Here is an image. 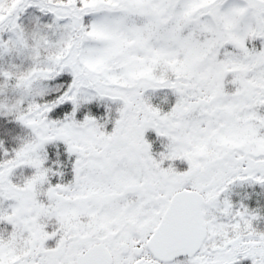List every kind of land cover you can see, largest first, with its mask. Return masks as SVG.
<instances>
[{"label": "snow or ice", "instance_id": "obj_1", "mask_svg": "<svg viewBox=\"0 0 264 264\" xmlns=\"http://www.w3.org/2000/svg\"><path fill=\"white\" fill-rule=\"evenodd\" d=\"M0 264H264V0H0Z\"/></svg>", "mask_w": 264, "mask_h": 264}]
</instances>
